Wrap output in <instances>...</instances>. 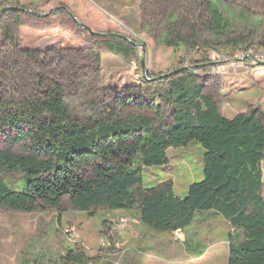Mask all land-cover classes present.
<instances>
[{
	"label": "trees",
	"instance_id": "obj_1",
	"mask_svg": "<svg viewBox=\"0 0 264 264\" xmlns=\"http://www.w3.org/2000/svg\"><path fill=\"white\" fill-rule=\"evenodd\" d=\"M152 1L142 0L141 26L160 46L194 52L201 34L211 38L202 41L204 49L212 44L246 50L254 46L253 38L264 46V30L257 38L264 21L252 15L264 0H189L186 9L180 2L167 8L162 0ZM152 4L151 14L147 7ZM24 23L19 11L4 13L0 21V133L24 150H0V209L58 210L67 198L89 216L97 208L137 209L144 225L168 233L184 231L197 216L213 211L233 230L227 264H264V125L256 112L224 118L212 97L202 94L197 77L185 69L153 87L149 101L158 102V120L107 112L83 122L68 110L61 85L45 76L53 61L19 47L15 31ZM99 43L125 62L135 57L133 43L114 36ZM93 57L100 62L99 55ZM192 142L203 150L202 179L187 187L184 198L175 195L171 181L142 188L145 168L167 166L169 151ZM60 260L88 261L76 248Z\"/></svg>",
	"mask_w": 264,
	"mask_h": 264
},
{
	"label": "rangeland",
	"instance_id": "obj_2",
	"mask_svg": "<svg viewBox=\"0 0 264 264\" xmlns=\"http://www.w3.org/2000/svg\"><path fill=\"white\" fill-rule=\"evenodd\" d=\"M97 1L0 0V12L16 8L22 14L25 23L15 31L19 47L47 54L53 61L46 67L45 76L61 85L64 102L73 116L88 122L97 114L115 112L158 120L162 117L158 102L149 101L150 93L156 90L153 87L163 84H157L161 76L186 69L197 77L202 94L212 97L224 118L230 120L253 110L264 125V67L256 65L264 63V46L256 38L254 46L246 50H224L212 44L204 49L202 41L211 38L201 34L194 52H175L160 46L142 29V0H134L136 13L132 16L123 6L103 7L96 5ZM171 1L162 0V4L168 8L180 2L185 9L191 4L189 0ZM153 4L147 7L151 14ZM252 15L264 21V6L259 5ZM81 25L102 36H91ZM261 30L257 38L264 25ZM110 36H122L128 40L121 39L124 43H133L135 57L125 62L108 53L99 42ZM93 55H99L100 62ZM142 79H148L147 84ZM25 86L28 92L33 90L31 81ZM164 111L167 123L168 111ZM0 150L24 152L4 133H0ZM202 153L195 142L169 151L167 166L144 169L142 188L171 181L175 195L184 198L187 187L202 179ZM261 169L264 199V160ZM231 233L229 222L213 211L197 216L184 231L168 233L144 225L137 209L97 208L89 216L64 198L58 210L21 213L0 209V264H62L60 257L74 248L86 255L85 264H227Z\"/></svg>",
	"mask_w": 264,
	"mask_h": 264
},
{
	"label": "crops",
	"instance_id": "obj_3",
	"mask_svg": "<svg viewBox=\"0 0 264 264\" xmlns=\"http://www.w3.org/2000/svg\"><path fill=\"white\" fill-rule=\"evenodd\" d=\"M97 2L98 3L96 5H100L103 7H112V8H118L119 7L120 8L121 6H123L125 9L129 10L130 15L136 13L135 8H134L136 5L135 4L133 5V3L135 2L134 0H98ZM136 3H137V5L139 4L138 2H136ZM130 8H132V9H130ZM134 25H135V23H134Z\"/></svg>",
	"mask_w": 264,
	"mask_h": 264
},
{
	"label": "water",
	"instance_id": "obj_4",
	"mask_svg": "<svg viewBox=\"0 0 264 264\" xmlns=\"http://www.w3.org/2000/svg\"><path fill=\"white\" fill-rule=\"evenodd\" d=\"M15 10H17L16 8H4L3 10H1V12H0V17H1V15L4 13V12H8V11H15ZM82 26V28L84 29V30H86V31H88V33L91 35V36H102V35H99V34H97V33H94V32H92L88 27H86V26H83V25H81ZM118 38H120V39H123V40H126V41H128L127 39H125V38H123L122 36H117ZM256 65L258 66V67H264V63H262V62H256ZM141 67H142V69H143V61L141 60ZM174 73H176V72H174ZM143 76L146 78V76H145V72H143ZM166 77V75L165 76H161L160 78L161 79H164ZM156 80H158V79H156ZM177 232H180V231H177Z\"/></svg>",
	"mask_w": 264,
	"mask_h": 264
}]
</instances>
